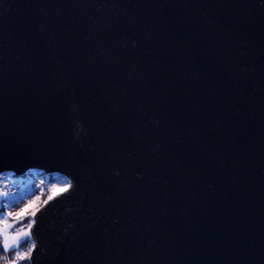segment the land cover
I'll use <instances>...</instances> for the list:
<instances>
[{"label":"water","instance_id":"obj_1","mask_svg":"<svg viewBox=\"0 0 264 264\" xmlns=\"http://www.w3.org/2000/svg\"><path fill=\"white\" fill-rule=\"evenodd\" d=\"M70 180L34 264H264V0H0V175Z\"/></svg>","mask_w":264,"mask_h":264},{"label":"rangeland","instance_id":"obj_2","mask_svg":"<svg viewBox=\"0 0 264 264\" xmlns=\"http://www.w3.org/2000/svg\"><path fill=\"white\" fill-rule=\"evenodd\" d=\"M39 172L15 177L16 181L10 171L0 175V207L5 200V211L0 215V237L3 246L7 239L8 251L18 247L25 239V247H19L22 250L21 260L28 254L32 255L34 241L31 227L37 213L51 198L69 187L62 175L43 172L42 179L38 181L31 177Z\"/></svg>","mask_w":264,"mask_h":264},{"label":"built area","instance_id":"obj_3","mask_svg":"<svg viewBox=\"0 0 264 264\" xmlns=\"http://www.w3.org/2000/svg\"><path fill=\"white\" fill-rule=\"evenodd\" d=\"M33 171H40L38 174H33L31 177H33V178H35V180H40V179H42V177H43V172L44 171H42V170H35V169H33V170H29L25 175H23V176H26L29 172H33ZM12 174H13V179L15 180V177L16 178H18L19 177V175H17V174H15L14 172H12V171H10ZM56 175H59V174H56ZM22 176V175H21ZM59 176H61V175H59ZM63 176V175H62ZM64 178H65V180H67L68 181V184L70 185V180L67 178V177H65V176H63ZM16 181V180H15ZM16 184V186H17V183H15ZM21 257H22V250L21 249H16L14 252H13V254L12 255H10V254H7V255H5L4 257H3V259L5 260V262H6V264H12V262L13 261H15V264H17L20 260H21Z\"/></svg>","mask_w":264,"mask_h":264},{"label":"trees","instance_id":"obj_4","mask_svg":"<svg viewBox=\"0 0 264 264\" xmlns=\"http://www.w3.org/2000/svg\"><path fill=\"white\" fill-rule=\"evenodd\" d=\"M4 211H5V200H4V203H3L2 207H0V215H1V213H3ZM20 224H22V222H21ZM24 240H25V239H24ZM24 240L20 243V245H19L18 247L13 248V249H11V250L8 251V250L4 249V247H3V243H2V239H1V237H0V264H6V262H5V260L3 259V257H4L5 255H7V254L12 255L13 252H14L16 249H18L20 246H24V243H25ZM24 247H25V246H24ZM26 247H27V245H26ZM17 264H34V263H33V261H32V258H31V256H30V254H28L27 257L22 258V260H20Z\"/></svg>","mask_w":264,"mask_h":264},{"label":"snow or ice","instance_id":"obj_5","mask_svg":"<svg viewBox=\"0 0 264 264\" xmlns=\"http://www.w3.org/2000/svg\"><path fill=\"white\" fill-rule=\"evenodd\" d=\"M4 249H7L9 247V244L7 242V239L5 238V241H4ZM12 264H15V261L12 262Z\"/></svg>","mask_w":264,"mask_h":264}]
</instances>
